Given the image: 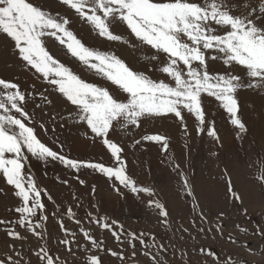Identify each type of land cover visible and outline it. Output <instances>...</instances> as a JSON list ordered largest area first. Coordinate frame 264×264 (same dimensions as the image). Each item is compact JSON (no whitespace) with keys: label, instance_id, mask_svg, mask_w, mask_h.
I'll return each instance as SVG.
<instances>
[{"label":"snow or ice","instance_id":"1","mask_svg":"<svg viewBox=\"0 0 264 264\" xmlns=\"http://www.w3.org/2000/svg\"><path fill=\"white\" fill-rule=\"evenodd\" d=\"M58 2L88 24L99 38L145 53L144 59L151 65L152 74L147 68L143 71L134 69L115 52L86 45L73 30L72 19L67 15L53 13L36 0H0V37L9 43L21 65L51 89V92L47 88L38 93L26 92L19 83L0 78V176L13 188V195L19 201L17 206L8 209L17 214L18 219H0V226H7L6 235L13 242L24 243L30 237L45 240L49 219L45 214V198L55 204L48 190L39 187L38 182L26 172L30 156L44 162L60 161L76 173L75 179L80 185L86 183L80 178L81 169H91L129 188L132 193L144 192L151 197L154 192L147 187H138L136 180L128 174L127 161L122 156L124 149L111 138L117 128L138 129L145 119L171 116L187 131V113L197 121L198 132L204 134L206 112L203 98L207 96L221 104L229 115L230 123L237 129V138H240L248 129L241 117L237 93L244 89L264 91V0ZM119 25L124 26L127 37L114 30ZM50 41L107 85L82 78L50 51ZM213 62H220L223 69L210 70ZM32 87L35 89V85ZM52 95L68 106L69 117L84 126L85 136L93 142L99 141L110 153L113 165L70 158L42 142L32 126L35 121L27 106L37 96L41 103L36 107L41 104L51 106L54 104L50 98ZM40 127L47 131L43 124ZM206 134L219 142L214 122ZM141 140L159 143L164 151L168 149L166 136L145 135L135 140V144L139 145ZM175 168L179 169V164ZM255 179L264 186V162L258 167ZM62 183L68 185L69 181L65 179ZM227 183L229 198L243 205L242 195L233 190L230 179ZM183 185L191 195L186 176L183 177ZM114 190L121 194L120 187L114 186ZM148 205L157 210L163 226H170L169 212L164 204L149 199ZM56 208L53 217L60 211L59 205ZM225 214L224 211L218 213L215 225L217 234L221 236ZM242 214L248 215L246 208L242 209ZM62 215L77 226L82 224V218L71 207H67ZM87 218L97 229L108 231L120 250L106 248L105 242L86 227H79V235L87 242L82 246L77 239L78 233L66 227L63 219H58L62 233L58 245L74 260L73 245L82 246L88 253L84 264H103L101 252L117 258L122 264L128 259L135 261L138 241L145 248L143 255L149 258L150 264H166L160 253L166 252L167 248L156 242L155 236L151 237L153 243L148 245L144 233L126 232L116 220L109 221L107 217L94 216L91 212L87 213ZM200 218L207 221L203 212ZM236 228L243 233L249 231L239 224ZM200 231L205 229L201 227ZM254 234L264 238V226L258 225ZM228 240L232 244L237 243L231 235ZM124 245L131 248L127 256ZM93 250L96 254H91ZM199 251L211 257L214 264H239L232 255L221 259L213 249L201 247ZM33 255L37 264H68L47 246L46 240ZM0 264H31V260L25 261L24 253L17 251L16 244L12 243L0 255Z\"/></svg>","mask_w":264,"mask_h":264},{"label":"rangeland","instance_id":"2","mask_svg":"<svg viewBox=\"0 0 264 264\" xmlns=\"http://www.w3.org/2000/svg\"><path fill=\"white\" fill-rule=\"evenodd\" d=\"M36 2L53 13L69 16L72 19L73 30L86 45L115 52L134 69L143 71L147 68L149 74H152L151 65L144 59L145 53L99 38L88 24L77 19L70 10L60 5L58 0H36ZM114 30L117 33H124L127 37L123 25L115 26ZM48 46L50 51L72 67L82 78L89 82L107 85V82L87 71L72 57L65 55L54 42L50 41ZM222 69L223 65L220 62H213L210 65V70ZM0 78L19 83L26 92L38 93L46 88L51 92L43 80L37 79L33 72L21 65L9 43L2 37H0ZM50 98L54 100L51 106L41 104L40 107H36L41 103L38 96L27 106L35 121L32 126L36 128V134L42 142L70 158L113 165V158L103 145L85 136L84 126L69 117L68 106L55 95ZM237 98L241 117L248 129L240 138H237V129L230 123L229 115L221 104L207 96L203 98L206 112L204 134L198 132L197 121L187 113L185 114L187 131L171 116L145 119L138 129L115 130L111 138L124 149L122 156L127 161L128 174L136 180L138 187L150 188L154 192V196L151 197L144 192L132 193L129 188L120 186L118 182L109 180L103 174L91 169H81L80 178L86 183L80 185L75 179L76 173L66 168L60 161L44 162L30 156L26 162V172L38 182L39 187L47 189L55 201V204L47 201L46 198L44 201L45 214L49 217L45 233L47 246L62 259L67 260L68 264H84V257L88 253L84 252L82 246L87 242L79 235V227H86L92 229L93 234L105 242L106 248L120 250V246L108 231L97 229L89 223L87 213L91 212L94 216L99 215L107 217L109 221H118L126 232L144 233V240L148 245L153 243L151 237L155 236L156 242L163 243L167 248L166 252L160 253L166 264H214L211 257L200 253L201 247L213 249L221 259L232 255L239 264H264V238L254 234L258 225L264 226V186L255 179L258 175V167L264 162V136L260 137L258 133L260 123L264 120V91L240 90ZM212 122L220 137L219 142L206 134ZM41 124L47 131L40 127ZM152 134H160L168 138L167 151L156 142L141 140L139 145L135 144V140ZM224 138H228L229 142L236 145L235 154L227 152ZM60 145H63L62 149ZM78 145L79 149L76 148ZM176 164H179V169L175 168ZM235 170L238 172L236 173ZM184 176L188 179L191 195H188L184 188ZM65 179L69 181L68 185L62 183ZM229 179L233 190L242 195L243 205L229 198L227 194ZM114 186L120 187L121 194H117ZM93 188H95L94 192ZM244 189L250 190L248 194L252 199L246 201ZM110 195H115L117 201L116 203L112 201L111 205L106 207L104 200ZM149 199L165 205L169 212L170 226L165 227L160 223L161 217L158 216L157 210L148 205ZM130 201L135 205V209L129 206ZM18 203V199L13 195V188L6 184L3 176H0V219L8 221L18 219L17 214L8 211ZM56 205L60 206V211L56 217H53L52 213L57 212ZM67 207H71L77 216L82 218L80 226L66 215H62ZM244 208L247 209V216L242 214ZM220 211L226 213L221 222L223 236L217 234L215 227ZM201 212L207 217V221L201 220ZM58 219H63L66 227L78 233L77 239L82 246L73 245L75 260L58 245V238L62 236ZM237 224L248 228L249 231L240 232L236 228ZM6 227L0 226V255L7 251L9 244L15 243L16 250L24 253L25 261L31 260V264H37L33 252L44 245L45 240L30 237L24 243L13 242L6 235ZM201 227L205 229L204 232L200 231ZM185 228L188 229L187 232L183 231ZM209 228L212 229L211 232L207 231ZM229 235L236 239L237 243L232 244L228 240ZM123 250L126 256L131 252V248L127 245H124ZM150 250L157 251V249ZM144 251L145 248L137 241L135 261L128 259L124 264H150L149 258L143 255ZM91 254H96L95 250ZM99 254L103 264H122L120 260L105 252Z\"/></svg>","mask_w":264,"mask_h":264},{"label":"bare ground","instance_id":"3","mask_svg":"<svg viewBox=\"0 0 264 264\" xmlns=\"http://www.w3.org/2000/svg\"><path fill=\"white\" fill-rule=\"evenodd\" d=\"M258 128H256V130H257ZM258 133H259V136L260 137H262V136H264V120H262L261 121V123H260V127H259V129H258ZM226 141H225V143H226V149H227V152H229V153H234L235 154V152H236V148H235V144L234 143H232V142H229L228 141V138L226 139V138H224ZM78 147H80L79 145L76 147L77 149H79ZM232 169H235V168H232ZM235 172L237 173L238 171L237 170H235ZM234 172V173H235ZM165 179V178H164ZM250 192V190L249 189H244V195H246V201L247 200H249V199H252V197H250V194H248ZM255 195V194H254ZM105 205H106V207H109L111 204V202L112 201H115V203H116V201H117V197H115V195L113 196V195H110V196H106L105 197ZM129 206L131 207V209H135V205H132V201H130V203H129ZM113 207V206H112ZM113 208H116L115 206L113 207Z\"/></svg>","mask_w":264,"mask_h":264}]
</instances>
